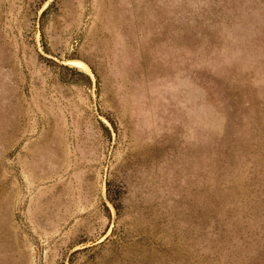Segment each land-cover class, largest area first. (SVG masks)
<instances>
[{
	"label": "rangeland",
	"instance_id": "1",
	"mask_svg": "<svg viewBox=\"0 0 264 264\" xmlns=\"http://www.w3.org/2000/svg\"><path fill=\"white\" fill-rule=\"evenodd\" d=\"M0 264H264V0H0Z\"/></svg>",
	"mask_w": 264,
	"mask_h": 264
}]
</instances>
